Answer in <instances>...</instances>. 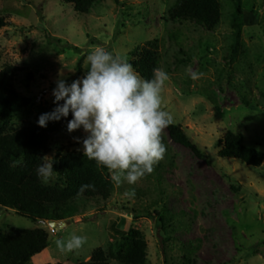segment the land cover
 <instances>
[{
    "label": "rangeland",
    "instance_id": "374dc122",
    "mask_svg": "<svg viewBox=\"0 0 264 264\" xmlns=\"http://www.w3.org/2000/svg\"><path fill=\"white\" fill-rule=\"evenodd\" d=\"M176 0H97L87 14L74 12L62 0H0V72L7 66L32 72L15 75L18 93L28 107L0 123V135L35 122L48 107L56 81L82 78L87 54L104 47L130 55L148 42H159L161 62L170 79L162 107L200 149L202 157L173 142L166 129L167 152L155 171L135 185L117 186L99 167L102 183L112 186L105 200L74 196V212L58 229L50 221L32 222L14 210L0 208V235L41 230L49 246L30 264L88 263L101 251L107 264L125 243L112 229L138 231L146 245L144 264H264V158L259 167L219 155L227 132L242 135L244 147L264 155V0H239L242 15L233 28L237 0H217L220 24L209 31L191 20H172L167 11ZM174 35L177 41L170 39ZM77 49V51H76ZM81 73L76 78L77 62ZM190 69L191 72L186 71ZM191 73H201L193 80ZM83 130L54 134L46 156L83 155ZM18 166L22 160H7ZM47 187L65 183L58 175ZM134 188L135 197L125 196ZM75 233L87 236L79 250L61 253L55 240Z\"/></svg>",
    "mask_w": 264,
    "mask_h": 264
},
{
    "label": "trees",
    "instance_id": "16d2710c",
    "mask_svg": "<svg viewBox=\"0 0 264 264\" xmlns=\"http://www.w3.org/2000/svg\"><path fill=\"white\" fill-rule=\"evenodd\" d=\"M97 0H62L73 7L74 12L84 15L92 8ZM118 3V0H114ZM233 14V28H239L242 15L240 1L237 0ZM167 15L172 20H191L201 23L209 31L215 30L220 24V8L217 0H176L168 9ZM8 26V17H0V30ZM170 39L177 41L174 35ZM77 51V49H76ZM135 70L145 79H151L154 68L160 66L159 42H148L135 49L130 54ZM77 75L81 73V60L76 65ZM25 73L26 81L32 79V72L26 68L7 66L0 72V123L8 113H16L30 104V99L18 93L13 85L17 74ZM43 108L36 116L35 122L15 133L0 135V208L16 211L30 221L60 222L67 219L77 208L71 198L77 196L80 186L92 183L94 191H86L83 197L86 200H107L112 193L110 184L99 180V167L95 161L84 155L73 152L56 155L58 161L54 170L63 179L65 187H47L36 176V167L41 158L48 153L50 138L67 127L72 119L59 122H49L46 128L38 126V118L44 113L51 112L56 105L53 103ZM170 139L178 145L191 150L195 156L202 157L200 149L186 136L178 125L167 128ZM242 135L227 132L222 140V149L219 153L222 159H236L251 167H259L264 155L256 150L247 149L243 145ZM7 160H22L18 166H11ZM102 168V167H101ZM104 171L106 169L102 168ZM118 235L127 239L112 255V258L121 264H144L146 245L144 238L138 231H120L112 229ZM49 246V239L41 230L16 232L0 235V264H30L33 257L42 253ZM107 264V258L101 251H96L88 263Z\"/></svg>",
    "mask_w": 264,
    "mask_h": 264
},
{
    "label": "clouds",
    "instance_id": "9594fccd",
    "mask_svg": "<svg viewBox=\"0 0 264 264\" xmlns=\"http://www.w3.org/2000/svg\"><path fill=\"white\" fill-rule=\"evenodd\" d=\"M85 75L69 84L60 77L53 89L56 107L38 118V126L46 128L49 122H59L71 114L68 133L83 130V155L108 171L117 186L135 185L155 171L164 159L167 145L163 134L173 125V116L162 107V91L170 79L163 68H154L151 79L143 78L132 63L122 55L97 46L86 56ZM186 71L191 72L190 69ZM201 73H191L193 80ZM54 156H44L36 167L37 178L51 183L58 175ZM92 183L83 184L77 196L94 191ZM135 197L134 188L125 192ZM87 236L73 233L68 239H57L61 253L81 249Z\"/></svg>",
    "mask_w": 264,
    "mask_h": 264
},
{
    "label": "water",
    "instance_id": "95a60500",
    "mask_svg": "<svg viewBox=\"0 0 264 264\" xmlns=\"http://www.w3.org/2000/svg\"><path fill=\"white\" fill-rule=\"evenodd\" d=\"M64 225V222L63 221H60V222H51L49 224V226L53 229H58L60 227H62Z\"/></svg>",
    "mask_w": 264,
    "mask_h": 264
}]
</instances>
